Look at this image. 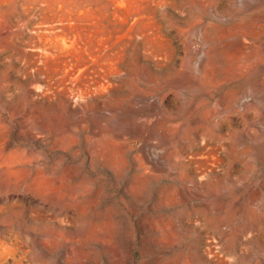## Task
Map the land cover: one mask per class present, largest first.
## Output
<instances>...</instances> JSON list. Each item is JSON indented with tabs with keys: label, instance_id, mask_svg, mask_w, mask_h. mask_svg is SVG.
<instances>
[{
	"label": "rangeland",
	"instance_id": "374dc122",
	"mask_svg": "<svg viewBox=\"0 0 264 264\" xmlns=\"http://www.w3.org/2000/svg\"><path fill=\"white\" fill-rule=\"evenodd\" d=\"M245 6L0 0V264H264Z\"/></svg>",
	"mask_w": 264,
	"mask_h": 264
},
{
	"label": "bare ground",
	"instance_id": "6f19581e",
	"mask_svg": "<svg viewBox=\"0 0 264 264\" xmlns=\"http://www.w3.org/2000/svg\"><path fill=\"white\" fill-rule=\"evenodd\" d=\"M262 9H264V0H246V6L240 7V8H235V7H229L227 10L230 13H241V14H245L246 16H255L258 13H260L262 11ZM259 16V15H258ZM257 17V16H256ZM255 18H253L254 20ZM167 229V233H169V245L171 246H175V241L177 239L176 236H173L172 233H176L179 234L181 233V228L177 225L171 226L166 228ZM173 264H177V263H173Z\"/></svg>",
	"mask_w": 264,
	"mask_h": 264
}]
</instances>
